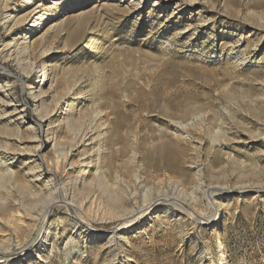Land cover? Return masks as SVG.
Listing matches in <instances>:
<instances>
[{"label": "rangeland", "instance_id": "obj_1", "mask_svg": "<svg viewBox=\"0 0 264 264\" xmlns=\"http://www.w3.org/2000/svg\"><path fill=\"white\" fill-rule=\"evenodd\" d=\"M0 252L264 264V0H0Z\"/></svg>", "mask_w": 264, "mask_h": 264}, {"label": "bare ground", "instance_id": "obj_2", "mask_svg": "<svg viewBox=\"0 0 264 264\" xmlns=\"http://www.w3.org/2000/svg\"><path fill=\"white\" fill-rule=\"evenodd\" d=\"M8 1V0H7ZM33 1H35V0H25V2L26 3H28V4H31V3H33ZM43 6V5H42ZM38 8V7H37ZM32 9L31 11H30V13L28 14V15H26V20L27 19H34V20H37V19H39V13H40V10L39 9ZM7 18H8V21L10 20V19H13V16H12V14H10V15H8L7 16ZM37 26L35 25V24H32L30 27H28L27 29H26V31H25V35L27 36V37H30V36H32L33 35V33L35 32V28H36ZM188 29V28H187ZM14 45V44H13ZM14 49V48H13ZM10 50V49H9ZM15 50V49H14ZM11 51V50H10ZM69 93V92H68ZM64 95V94H63ZM36 99H39L38 98V96H36ZM9 103V102H8ZM10 104V103H9ZM90 134H92V133H90ZM81 137V139H80V143H78V145L80 146H87V145H91L93 142L91 141V138H92V136H89V135H82V136H80ZM51 139V138H50ZM52 140H53V138H52ZM55 141V140H54ZM53 141V142H54ZM87 142H88V144H87ZM57 144V142L55 141L54 142V145H56ZM76 148V147H75ZM201 177V176H200ZM201 179V178H200ZM199 179V180H200ZM142 187V186H141ZM94 188V187H93ZM93 188H91L92 190H93ZM103 188H104V186H103ZM146 188V187H145ZM199 188V187H198ZM101 189V188H100ZM99 189V190H100ZM96 191V190H95ZM187 191V190H186ZM91 192V191H90ZM89 192V193H90ZM93 192V191H92ZM191 193V192H190ZM124 195V194H123ZM184 195V194H183ZM188 195V194H187ZM95 196L96 195H91L90 194V196H89V198L87 199L88 200V202H91V200L93 201L94 199H95ZM178 196V195H177ZM98 199V198H97ZM188 199V198H187ZM191 200V199H190ZM186 201V200H185ZM117 202V201H116ZM182 203H183V201H182ZM190 203V202H189ZM79 205V204H78ZM144 205H145V203H144ZM148 205V204H147ZM190 205V204H189ZM91 206V205H90ZM105 209V208H104ZM123 209V208H122ZM126 209V208H125ZM98 211V210H97ZM95 212V211H94ZM131 215V214H130ZM217 215V214H216ZM127 214H124V215H122L121 217H123V218H125L126 217V221H127V223L125 222V224H123V225H121V226H119V227H117L113 232L114 233H119V234H128V232L130 231V227L132 226V220H130L129 218H127ZM134 217V216H133ZM207 220V219H206ZM211 221V220H210ZM209 222H207L206 221V223L205 224H208ZM210 225V224H209ZM93 231H97V230H93ZM90 234V233H89ZM34 244V243H33ZM33 244H31V245H29V246H27V247H25V249L22 251V253L21 254H19L18 255V257H17V259H21V261H24V260H26V259H28V258H30L31 256H32V254H31V250H33V249H35V247H34V245ZM0 259H2V254H1V252H0Z\"/></svg>", "mask_w": 264, "mask_h": 264}]
</instances>
